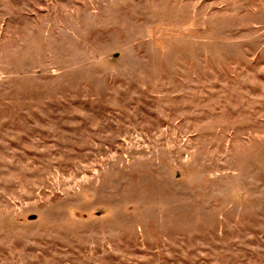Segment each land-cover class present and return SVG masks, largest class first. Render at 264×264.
<instances>
[{
  "label": "rangeland",
  "instance_id": "1",
  "mask_svg": "<svg viewBox=\"0 0 264 264\" xmlns=\"http://www.w3.org/2000/svg\"><path fill=\"white\" fill-rule=\"evenodd\" d=\"M0 264H264V0H0Z\"/></svg>",
  "mask_w": 264,
  "mask_h": 264
}]
</instances>
